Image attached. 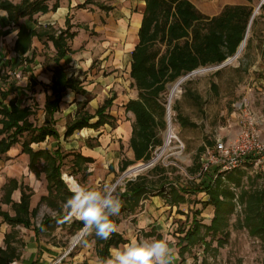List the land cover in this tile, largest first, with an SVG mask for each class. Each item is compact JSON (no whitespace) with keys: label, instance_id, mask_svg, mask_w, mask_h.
Masks as SVG:
<instances>
[{"label":"trees","instance_id":"16d2710c","mask_svg":"<svg viewBox=\"0 0 264 264\" xmlns=\"http://www.w3.org/2000/svg\"><path fill=\"white\" fill-rule=\"evenodd\" d=\"M243 1L227 3L219 12L209 14L200 10L192 0H145V10L138 32L139 40L131 53L130 76L138 95L125 105L126 111L132 112L135 117L130 145L134 150L136 161L149 162L153 158L155 149L163 145L162 133L167 128L169 85L201 67L222 64L237 53L255 11V0ZM90 3H93L92 0H86L78 7L85 8ZM98 5L104 10L111 9L110 6L102 3ZM58 6L59 3L55 2L50 8L48 0H20L19 2L0 0V10H5L9 20L20 26L15 48L21 55L30 48L33 36L47 37L57 50L55 57L57 64L53 69L49 85L51 93L44 104L45 120L41 125H36L30 119L35 113L31 105H20L16 96L10 97L13 93L11 84L7 83L5 88L0 87V159L12 146L21 144L23 152L30 157V169L38 177L44 173L47 180L48 194L41 197L40 203L45 202L58 212L57 217L45 215L40 224L41 228L53 226L57 221L63 223L66 221V212L63 209L67 208L66 201L71 197L72 192L62 178L66 157L62 148L35 150L31 144L45 141L47 137L58 139L60 133L56 128L55 114L60 111V104L65 94L69 90L82 94L86 91L82 81L78 77L68 76L65 67L59 63L70 51L69 41L76 35V32L71 31L72 24L69 18L66 29H61L59 32L28 30L23 23L20 24V20L31 19L36 14L55 10ZM260 10L264 11V3ZM263 14L264 12L260 17H264ZM257 20L258 16L255 15L251 22V30ZM249 45L250 38L247 39L246 50ZM31 83L34 84V81L31 80ZM211 87L217 90V83L212 82ZM184 89L186 97L198 105L202 104L199 93L187 86H184ZM113 99V96L105 99L94 113L86 109L85 101L80 102L75 118L66 125L65 137L78 129L98 128L111 123L108 109L112 106ZM172 109L176 112V120L182 127L197 125L181 112L177 100L172 105ZM96 117L97 120L91 122ZM207 146H213L212 142L198 149L194 165L190 169L192 174L200 171V157ZM92 161L91 157L74 153L73 166H76L78 170H82L83 164ZM136 161H124L121 170L125 171ZM165 172L167 168L158 164L152 168V173L159 175V178ZM216 172L217 168L201 172L200 181L190 182L185 189L189 192L208 195L206 204L214 207V213L210 223L205 225L200 218L201 211L198 209L193 211L189 227L178 231L180 235L177 236L176 245L181 255L198 244L204 245V250H209L214 239L217 240L218 246H223L229 235L227 228L231 215L236 211L237 202L243 207V222L249 233L264 242V186L256 187L254 190L245 188L243 179L246 173L241 169L215 177ZM168 178V176H162V179L152 182L147 175H137L135 179H128L124 191L118 187L117 193H113L114 197L121 202L120 212L135 211L140 201L154 190L166 197L162 187L167 183L165 181ZM17 188H21L20 202H15L11 198L13 191ZM3 189L4 195L0 196V216L3 221L13 229L17 225L30 228L33 224L32 218L39 209V206L30 209V199L33 194L31 188L19 183L16 179H11ZM170 193L172 202L185 200L175 187H171ZM1 203L10 204L15 214L11 215L3 210ZM112 221L118 222L120 219L112 215L109 222ZM72 224L75 225V233L85 227L81 220L74 221ZM87 230L93 233L102 264L110 258L112 247L128 242V239L115 230L107 240L96 236L95 228L88 227ZM208 237H210L209 241ZM4 242L6 247H0V264H11L19 257L16 243L20 244V241L16 240L12 230L5 235ZM261 264H264V261Z\"/></svg>","mask_w":264,"mask_h":264},{"label":"rangeland","instance_id":"374dc122","mask_svg":"<svg viewBox=\"0 0 264 264\" xmlns=\"http://www.w3.org/2000/svg\"><path fill=\"white\" fill-rule=\"evenodd\" d=\"M11 1L19 2L20 0ZM95 1L114 5V8L110 12H105L96 5L94 7V5L90 4L86 9L77 10L72 15V20L74 21V28L72 30L77 31L76 33H78V36L75 44L76 50L73 55H71V65L69 66L66 64L65 66L67 69L73 67L68 71L79 74L85 86H87L91 92L87 95L79 96H76V94L74 95L71 91L66 94L61 103L60 111L56 113V127L60 133H64L66 125L73 120L80 107L79 102L73 97H78L82 101L86 99L88 103L86 104V108L89 112L94 113L96 105H100L103 100L112 95L114 91L110 86L112 82H98V78H105L112 75H114L115 78L120 76L123 77L129 62V50L125 49V40L123 37L119 36V22L123 16L121 6L124 4L129 6L134 2L138 7V5H140V0ZM192 1L203 12L215 14L220 11L223 5L233 0ZM260 1L261 0L254 1L255 9ZM263 12L258 10L256 14L258 16L257 23H255L252 30L250 29V25L247 31V38H250L249 48L246 50L245 46L241 54L231 61L230 64L225 66L214 65L201 67L199 69L206 68L207 70L197 74L185 75V79L181 83L179 91L172 98V101H170L171 124L176 138H174L169 145H165V134L168 130V120L166 117L167 128L162 133L164 140L163 145L157 147L153 153L152 159L158 156L156 161H139L130 167L141 163H144L146 167L132 175H125L124 172L130 168L128 167L123 173H120L110 181L102 179V184L97 186L92 181L94 178L88 177V174L77 171L75 167L72 166L73 156L69 153V149L63 147V151L67 155L64 165V173H67L64 174L65 179L68 181L69 177L74 176L73 178L75 181L77 180L80 182V185L90 190L97 191H102L105 186L113 187L118 181L117 186L114 188V194L117 193L118 187H122L123 189L127 179H134L137 175H147L152 182L162 179V176H168L169 181H188L189 183L191 180L189 177H195V175H191L190 169L194 165L198 149L201 146L207 145L208 142H212L214 145L216 138L225 137V135L230 133L233 135L235 133V130L230 127L228 128L227 121L233 118L236 103L243 97H250L252 98L255 109L259 113H263V109H261L262 100L258 96L262 91L258 89V87L262 88V84H255L258 78L264 77L262 73L263 70H261L264 66V18L260 17ZM97 14L100 15V20H95L98 18ZM136 22L138 21L134 23L136 24ZM15 27L14 25L13 30ZM84 27H87V29ZM133 32L134 30H131L129 34ZM75 39L76 37L71 43L72 46H74ZM130 43L131 42L127 44L128 47L133 46V44ZM32 48L34 49V57L32 61L29 60L28 62L21 61L20 58H18V55H16L13 50L12 42L0 48L3 50V60L6 61L5 64H3L4 66L0 69V87L5 88L7 83L12 84V82L16 84V87H22L24 90L14 88L10 97L16 96L17 101L22 105H31L35 113L30 119L36 125H41L44 122V103L47 95L50 93L46 85L50 82L51 69L55 64L54 56L56 52L52 43L46 40L40 41L35 39ZM33 49H31L30 55H32ZM34 79L38 81L35 86L30 84L31 80ZM180 79L170 84V89ZM115 81L117 82V80ZM28 82V87L25 88L23 85ZM212 82L217 83V90L212 89ZM184 86L195 90L201 95V105L196 104L193 100L185 96ZM175 100L178 101L181 112L192 121L196 122V126L182 127L179 124L176 120V112L172 109ZM119 108L120 105H117V108L114 107L115 110ZM223 127L224 129H222ZM263 127L264 125L262 128ZM77 134H79V132H77ZM262 137L264 139L263 129ZM53 141L55 140L49 138L46 143L39 145L33 143V147H50ZM19 147L21 149L20 145ZM203 153L201 155H203ZM2 158H4V156ZM4 160L6 161L9 159L5 158ZM19 161L21 164H24L26 159L25 161L22 159ZM157 163L168 169V172L163 173L160 178L159 175L152 173V168L157 165ZM252 171L253 169L251 167V169L248 170V175H250V177H255H251L249 181L245 178L247 188L254 190L256 187L264 186V171L258 173ZM159 174L161 175V173ZM73 182L74 181H71L70 184ZM166 182L168 181L166 180L165 183ZM70 184L68 183L71 188ZM38 190L39 195L37 199L42 190L47 193L45 189L44 173L41 174L40 182H38ZM192 204H194V208L189 210V220H184L183 224H179L178 231L184 229V225L185 228L190 225L194 209L201 211L200 218L203 224L207 225L210 223L213 217L214 207L206 204V201H200L197 196L192 198ZM4 209L12 214L14 213L11 205H5ZM64 212H66V219L68 222L65 224L59 222L53 231L47 230L42 232L41 235L44 241L53 243L58 241L59 245H67L68 250L73 238L79 234V232L75 233V225L72 223L80 219L67 208H64ZM45 215L56 216L57 212L43 203L40 206L39 212L33 218L34 222L36 224L40 223ZM114 217H120V212L115 214ZM243 219V207L236 208V211L230 217V224L227 228L229 235L223 246H218L216 239L213 240L209 250H204V245L198 244L189 251H186L177 264H261L264 261V242L249 233L248 228L244 225ZM9 228L10 227H8V229ZM28 230L29 229L23 226H19L17 227V232L14 233L15 236L21 234L27 236L29 233ZM87 233H89V236L86 237ZM92 236L93 233L90 230L87 232L85 231L81 239L76 243L73 249H71V252L75 253L82 248L84 244L87 243L86 241H88L86 239H90ZM91 239L89 242L92 241ZM207 240L209 241L210 237H208Z\"/></svg>","mask_w":264,"mask_h":264},{"label":"crops","instance_id":"0c3cea01","mask_svg":"<svg viewBox=\"0 0 264 264\" xmlns=\"http://www.w3.org/2000/svg\"><path fill=\"white\" fill-rule=\"evenodd\" d=\"M85 1L86 0H48V4L50 8L53 6L55 2H58L59 6L55 10H50L46 13L36 14L31 19L29 18L21 19L20 24L23 23L28 30H34V29H36L37 31L55 30L59 32L61 29H66L68 18H69L70 23L72 24V29H73L74 28L73 26L74 21L72 20L73 13H75L77 10L86 9L87 6L90 4L94 5V7L96 5L99 9L105 12H110L114 8V5H108L106 3L97 2L95 0H92L93 3L88 4L85 8H79L78 5L84 3ZM242 2L244 1L243 0H233L230 3H242ZM101 3L104 5L110 6L111 9L104 10L100 8L98 4H101ZM131 4L132 5H129V6H127L126 4L121 6V12L123 16L119 22L120 24L119 26L120 35L119 36L123 37V39L125 40V44H126L125 49L129 50L128 52L130 55L129 62L126 68V72L124 73V76H123L124 78L122 76L115 78L114 75H112V76L105 77V78L101 77V78H98L97 80L98 82H101V81H105L107 83L112 82L110 86L113 88L114 91L112 95L105 98L107 99L112 96L114 97L112 106L109 107L108 109L112 122L106 123L98 128L85 127L83 129H78V130H75L73 134L67 137H65L64 135L65 131H64V133L59 132L60 137L58 139L53 138V137H47L45 141L38 142V143L33 142L39 145L42 143H46L49 140V138H52L55 141H53L50 147L35 148L33 147V143L31 144L32 148H34L35 150H40V149L54 150V149H57L58 147H61L63 150V147H64L65 149H69V153L72 154L73 158H74V153H80L81 155L85 157H91L93 161L83 164L82 170H78L76 166H73V158H72V166L75 167L77 171L86 173L88 174L87 175L88 177L94 178V180L92 181L97 186H100L102 184L101 183L102 179H105L106 181H110L113 178H115L117 175H119L120 173H123L124 171L121 170V166L124 161L126 160L136 161L134 150L132 149L130 145V139H131L132 132H133V124L135 121V117L132 112L126 111L125 105L130 99H135L138 95L136 87L133 86L132 84L133 79L130 76L131 60H132L131 53L139 40L138 32L141 27L146 3H145V0H140V5H138V7L136 3L134 2H132ZM97 17L98 18L95 20H100L99 14H97ZM135 21H138V22H136L135 24L134 23ZM14 25L15 24L9 20L8 13L5 10H0V48L3 45L9 44L12 42L13 50L15 54L18 55V58H20L21 61L23 60L25 62H28L29 60L31 61L33 60L34 49L32 48V45L35 42V39H37L40 41L46 40L48 42H51L57 54V50L51 40H49L45 36L42 38H39L38 36H33L30 48L21 55L15 48V44L18 39V32H19L20 26L15 25L17 28L15 27V29L13 30ZM84 28L87 29V27H84ZM72 29L71 31H74ZM131 30H134V32L132 34H129ZM74 32H77V31H74ZM77 34L78 33H76V35L74 36V38L76 37L74 46L71 45L72 41L74 40L73 38L72 40L69 41L70 51L66 54V56H64V58L60 60L59 63L65 67V70L68 73V76L78 77L82 81L83 88L86 91L85 93L83 94L76 93L71 90L67 91L66 93L68 94L71 91L74 95L76 94V96H79V95H87L89 94V92H91V90L88 89L87 86H85L84 81L81 79V76L79 74L68 71L69 69H72L73 67L67 69V67L65 66L66 64H68L69 66L71 65V61H72L71 55H73V53L76 50L75 44L77 41V36H78ZM137 36H138V40H137ZM13 39H14V42H13ZM129 42H131L130 44H133L132 47L127 46ZM31 49H33L32 55H30ZM2 51L3 50L0 49V60H1L0 69L4 66L3 64H5L6 62L5 60H3L4 55L2 54ZM56 54L54 56L55 64L51 69L50 82L46 85L48 89H49V85L51 84L53 69L57 64L55 61ZM261 70H263L262 73L264 74V66ZM115 80H117V82ZM33 81H34V84L32 83L30 84L35 86L38 83V81L36 79H34ZM28 84L29 82L24 83L23 86L27 88ZM255 84H262L263 89L258 87V89L262 90L258 94V96L262 100L261 109H263V113L261 114L264 115V77L258 78ZM15 85L16 84L12 82L11 88L13 91H14V88L15 89L18 88L19 90H24L22 87L20 86L16 87ZM73 98L76 99L77 102H79V106H80V102H83L78 97L74 96ZM243 98L247 99L250 102L252 109L258 112L254 107L252 98L250 97L249 98L243 97ZM105 99L100 105L98 106L96 105V109L104 103ZM85 102L87 103L86 99H85ZM117 105H120V108L115 110L114 107L117 108ZM60 108H61V104H60ZM55 117H56V114H55ZM44 120H45V112H44ZM96 120H97V117L92 119L91 122H95ZM262 129L264 130V127ZM233 130H235L236 132L237 129L233 128ZM77 132H79V134H77ZM19 145L21 146V149ZM3 156L4 158L0 159V196L4 195L3 187L6 185V183H8L11 179H16L18 180L19 183H23L24 185L31 188V190L33 191V194L30 199V209H34L37 206H39V209H40V206L43 203H45V202L40 203L41 197L48 194L47 180L45 178V174H44V180H45V189L47 190V193H45V191L42 190L39 198L37 199V196L39 195L38 182H40L41 175L38 177L36 173L30 169L29 167L30 157L26 152H23L22 145L16 144L12 146L11 149ZM5 158H8L9 160L5 161L4 160ZM157 158H154V161H156ZM20 159L24 161L26 159L25 163L21 164L19 161ZM137 162L139 161H136V163ZM200 163H201V157H200ZM41 165H43L42 162H41ZM138 165H144V163H141ZM130 166L131 165H129L128 167ZM251 167L253 169L252 172H256L252 164H249L246 168L241 169L245 171L246 173L243 179V184L245 188H247V185L245 183V178H247L249 181L251 177L253 178L255 177V176L250 177V175H248V170L251 169ZM201 171H202V164H201V169L198 173L196 174L191 173V175H195V177L190 176L189 177L191 179L190 182L192 181H194L195 183L199 182L200 181L199 175ZM167 172H168V169H167ZM64 174H67V173H64L63 171L62 178L68 184L67 180L64 177ZM73 177H69L68 179L69 184L71 181H74V183L78 182L77 180L76 182ZM167 181L168 182L164 184L162 187L165 190L164 193L167 195L166 197L163 196L162 193H158L157 190H154L153 192H150L145 198H143L140 201V205L138 208L135 209V211L129 212L126 210L124 213L119 211L120 217L118 218L120 219V221L118 222L112 221L111 224L114 226V229L116 232L122 234L123 237L128 239V242L121 243L117 247H112L110 249L111 254L115 250H118V249L122 250L127 244L130 243L132 239L167 238L168 240L171 241V246H173L175 249L176 259L174 260V264H177L180 261V259H182L181 257L182 255L179 251V248L176 245L177 236L180 235V233L178 232V226L179 224H183L184 220L189 219V215H188L189 210L191 208L192 209L194 208V204H192V198H195L197 196V198L200 201H207L208 195L203 194V193L197 194L194 191L189 192L185 190L188 184H190V182L188 183V181L187 182H181V181H176V180L169 181V178L167 179ZM78 183L80 184V182ZM117 184H118V181L114 184L113 187L115 188ZM171 187L177 188L179 190V193L184 196L185 200L180 201V202H172L171 193H170ZM120 188L122 191H124L125 185L123 186V189L122 187ZM11 198L15 202H20L21 188H17L16 190H14L11 195ZM5 205H10V204L1 203L3 210H6L4 209ZM236 208H242V205L237 202ZM39 209H38V212H39ZM54 211L57 212L56 210ZM10 214L14 215L15 211L13 214L12 213ZM57 215H58V212H57ZM57 215L56 216L48 215V216L57 217ZM35 216H33V218ZM33 218H32L33 224L30 228L25 227L23 225H17L13 229L7 222H4L2 217L0 216V247H3V248L6 247L4 239L7 233H10L12 230L13 232H17L16 230H17V227L19 226H23L29 229L28 230L29 233L27 236L23 234L16 236V240L20 241V244L16 243L18 247L19 257L16 260H14L11 264H102V261L99 258L98 253H97L96 240L94 239L93 236L91 237L92 239L90 238L92 240L91 242H89L90 239H86L88 241H86L87 243L84 244L82 248L77 250L75 253L71 252V249H73L76 243L81 239L85 231L86 232L88 231L87 230L88 227L86 225L82 230L78 231L81 234L80 239L77 242L72 241L70 247L67 250V245L65 246L59 245L58 241L56 243L44 241L41 235V233L44 231H47V230L53 231L57 227V224L60 221H57L53 226L41 228L40 224L43 219L40 221V223L36 224ZM66 222H68L67 219L64 223L62 222V224H65ZM8 227L10 228L8 229ZM183 227L184 229H186L189 226H186L185 228V225H184ZM179 231H181V229ZM87 236H89V233L86 234V237Z\"/></svg>","mask_w":264,"mask_h":264},{"label":"clouds","instance_id":"9594fccd","mask_svg":"<svg viewBox=\"0 0 264 264\" xmlns=\"http://www.w3.org/2000/svg\"><path fill=\"white\" fill-rule=\"evenodd\" d=\"M70 190L72 195L66 207L87 227L95 228L96 236L109 239L115 230L109 222L110 216L121 207L120 200L113 195L114 187L105 186L97 191L73 183ZM175 259V249L167 238H140L132 239L122 250H115L105 264H174Z\"/></svg>","mask_w":264,"mask_h":264},{"label":"built area","instance_id":"2783aa9c","mask_svg":"<svg viewBox=\"0 0 264 264\" xmlns=\"http://www.w3.org/2000/svg\"><path fill=\"white\" fill-rule=\"evenodd\" d=\"M227 122L228 128L237 129L236 132L216 138L215 144L206 148L201 156V172L217 168L216 177L244 169L249 164H252L256 172L264 171V115L254 111L250 102L242 98L235 104L233 118Z\"/></svg>","mask_w":264,"mask_h":264},{"label":"bare ground","instance_id":"6f19581e","mask_svg":"<svg viewBox=\"0 0 264 264\" xmlns=\"http://www.w3.org/2000/svg\"><path fill=\"white\" fill-rule=\"evenodd\" d=\"M248 39V38H247ZM246 42H247V40L246 41H244V45L242 46V50H241V52L243 51V49H244V47H245V45H246ZM241 54V53H240ZM239 54V55H240ZM238 55V56H239ZM235 58H237V57H232L231 59H230V62L231 61H233ZM230 62H229V64H230ZM207 69L205 68V69H197L196 71H194L192 74H197V73H200V72H203V71H206ZM210 70V69H209ZM184 81V79L182 78V79H180L174 86H172L171 87V89H170V96H169V98H170V101H172V98L176 95V93L179 91V88H180V85H181V83ZM170 108V107H169ZM174 138H176V135L174 134V132H173V128H172V124H171V116H170V110H169V115H168V130L166 131V134H165V145L167 146V145H169L171 142H172V140L174 139ZM142 169V166L141 165H135V166H133V167H130L127 171H126V174L125 175H132V174H134V173H136V172H138L139 170H141ZM68 182V181H67ZM69 183V182H68ZM80 233L78 234V235H76L74 238H73V242H77L79 239H80Z\"/></svg>","mask_w":264,"mask_h":264},{"label":"water","instance_id":"95a60500","mask_svg":"<svg viewBox=\"0 0 264 264\" xmlns=\"http://www.w3.org/2000/svg\"><path fill=\"white\" fill-rule=\"evenodd\" d=\"M263 3H264V0H261V1L259 2L258 6L256 7V9H255V11H254V13H253V16H252V18H251L250 25H251V22H252L254 16L257 14L258 10H260V7H261V5H262ZM250 25H249V27H250ZM248 29H249V28H248ZM246 40H247V34H246L244 40L242 41L241 45L239 46L237 53H236L234 56H232L233 58H234V57H237V56L241 53L242 46L244 45V41H246ZM230 59H231V57L228 58L226 61H224L222 64H219V65H217V66H225V65L229 64ZM193 72H194V71H193ZM193 72H191L190 74H192ZM190 74H188V75H190ZM183 79H185V77H183ZM169 107H170V98H169V100H168V107H167V108H168V109H167V120H168V115H169V110H170ZM152 160H154V159H152ZM141 166H142V168H143V167H145L146 165H141ZM124 174H126V172H125Z\"/></svg>","mask_w":264,"mask_h":264}]
</instances>
